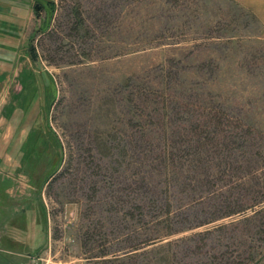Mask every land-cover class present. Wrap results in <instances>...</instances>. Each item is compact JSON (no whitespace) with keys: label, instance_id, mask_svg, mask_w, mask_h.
I'll list each match as a JSON object with an SVG mask.
<instances>
[{"label":"rangeland","instance_id":"obj_1","mask_svg":"<svg viewBox=\"0 0 264 264\" xmlns=\"http://www.w3.org/2000/svg\"><path fill=\"white\" fill-rule=\"evenodd\" d=\"M0 264H264V0H0Z\"/></svg>","mask_w":264,"mask_h":264},{"label":"trees","instance_id":"obj_2","mask_svg":"<svg viewBox=\"0 0 264 264\" xmlns=\"http://www.w3.org/2000/svg\"><path fill=\"white\" fill-rule=\"evenodd\" d=\"M31 53L32 55L36 58L37 57V52H36V48L35 46H31ZM245 219H248V217H246Z\"/></svg>","mask_w":264,"mask_h":264}]
</instances>
